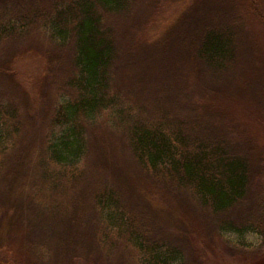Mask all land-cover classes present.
<instances>
[{"label": "trees", "instance_id": "trees-1", "mask_svg": "<svg viewBox=\"0 0 264 264\" xmlns=\"http://www.w3.org/2000/svg\"><path fill=\"white\" fill-rule=\"evenodd\" d=\"M0 5V36L47 33L60 64L61 48L72 52L68 85L76 90L58 101L43 134L31 121L21 130L16 111L2 110L0 264L92 263L94 247L98 256L117 247L116 264H203L211 246L199 244L221 230L264 227V0ZM114 21L116 31L127 23L120 38ZM110 109L122 141L116 162L104 159L112 146L104 128L92 134ZM89 156L94 173L104 167L110 178L86 189L88 173L72 170ZM251 257L244 264H264V254Z\"/></svg>", "mask_w": 264, "mask_h": 264}, {"label": "rangeland", "instance_id": "rangeland-1", "mask_svg": "<svg viewBox=\"0 0 264 264\" xmlns=\"http://www.w3.org/2000/svg\"><path fill=\"white\" fill-rule=\"evenodd\" d=\"M170 6L172 8V5ZM167 7L168 6H164L163 11H166ZM1 14L2 6L0 5V17ZM178 16L171 20L169 23L171 24L176 21ZM114 22L115 24L112 34L114 35V38H120L121 35L116 34L118 33L119 29L123 27L124 24L127 25V23L119 25L116 31V21ZM134 23L135 19L133 20L132 24L134 25ZM132 24H130L129 29L133 28ZM245 26L247 27V25ZM153 27L155 26L153 25ZM120 32L123 33L122 31ZM152 32L153 31H149V33ZM123 36L120 42H123ZM54 49L55 48H50L49 46L47 33H43L37 30L32 36L27 37L24 35H16L9 38L7 34H2L0 36V125L2 123V110L5 109L6 111H10V109H13L14 111H16V115L18 116L17 121L19 119V122L22 124L21 130L25 129V126L23 125L31 121L32 123H35L34 126L37 128H34V131L39 130L43 134L45 130H48L50 127V123H47V121H52V118L55 114L54 110L58 101H61L62 97L67 99L68 97H70L69 94L71 96L75 94L76 90L68 85V79L75 70L72 60V52L67 48H64L63 51L61 48L62 54H65L64 56H67V59L65 61H62V64H60L57 62V59L53 55ZM245 51L246 48H244L243 54ZM10 54H15L16 58H12L11 63L7 65L5 64V61L7 60V56ZM246 56V61H248L249 57L248 55ZM110 71L113 73V80L111 82L112 85H110L109 93L116 95V59L113 62V65L110 67ZM119 79L118 84L120 85V83L123 82V79L122 82H120ZM130 88L132 93H134L135 95L139 94L135 87L132 86ZM144 91L142 93H144ZM263 92L264 85L262 93L260 92V94H264ZM256 104L260 106L259 102ZM114 117V109L101 112V114L97 118H101V120H106L107 122L104 123V125H101L97 119L95 124L93 125L92 134H98L100 133L98 131L100 130L99 128H104V130H102L103 135L107 133L104 139H106L107 137L108 139L106 140V142L112 145L110 146V151H107V157H105V155L104 159L105 161L114 160L116 162V158H111V156L113 157L116 155V143L121 144L122 141L119 140V134L116 132ZM42 119H45L46 121L44 125L40 124V121ZM112 123L113 125L111 127L110 125ZM1 128L2 127H0V129ZM1 142H6V139L2 140ZM41 145L42 144L37 138L35 140V147H33V149H35V152L32 153L34 157H37V154L40 152ZM95 146L99 147V143H95ZM121 157L125 166L128 167L132 171V173H134L130 181L134 183V185H138L140 183L139 178H141V176H139L138 173L132 169V167H129L130 163L132 164L129 154L126 153V155L124 154ZM91 158L92 157L89 156L84 161L76 164L77 168L72 170L77 171V169L81 167V170L83 172L85 171L84 173H88L84 181H80L81 188L84 187L87 189L88 187H91V185L93 186L94 182L95 186H99L100 181L106 179L108 180L110 178V175L108 174L110 172L105 170L104 167H102V169L97 168L96 173H94L93 167L95 168V164L90 163ZM261 163L264 165V160ZM90 164L93 166L92 168H90ZM74 167L72 166V168ZM94 176L96 178H94ZM145 179L151 181L149 176H146ZM127 184L129 183L127 182ZM125 201H127L128 207H131V205H129L130 200L127 197H125ZM216 219L218 218L216 217ZM260 228V230H256L255 228L245 229L242 232H237L230 229H226L224 231L221 230L220 236H218L217 238L211 241H209L208 239L209 242L204 245L200 243V248L211 246V248L207 249L204 252L205 259L203 260V264H244V261L246 262L253 259L251 256L256 257L259 255H263L264 227ZM95 250L97 249L94 247L91 257L93 258L92 260H96V262L92 261V263H89L81 259V263L78 264H116V252H119V249L117 247L109 252L111 253V255H109V253H104L102 255L101 253L98 256L97 251ZM187 253L185 254L186 259L188 256L191 257L190 252L188 254ZM132 256L133 255H124L123 257L130 259ZM117 257L120 256L117 255ZM180 264H183L182 261ZM186 264L197 263H191L190 261L186 260Z\"/></svg>", "mask_w": 264, "mask_h": 264}]
</instances>
